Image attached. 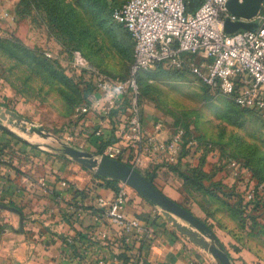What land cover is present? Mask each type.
Segmentation results:
<instances>
[{
    "label": "rangeland",
    "instance_id": "374dc122",
    "mask_svg": "<svg viewBox=\"0 0 264 264\" xmlns=\"http://www.w3.org/2000/svg\"><path fill=\"white\" fill-rule=\"evenodd\" d=\"M19 1L0 0V12L6 9L15 15H0V102L26 117L29 127L47 129L52 137L26 133L2 120L51 154L64 153L67 144L86 149L80 146L86 138L79 131L75 106L87 96L88 73L74 63L75 54L118 75L128 74L134 42L112 16L113 8L124 0H28L25 8H20ZM140 87L143 118L162 122L163 130L171 133L184 129L185 141L173 165L187 175L188 183L199 180L206 187L188 185L195 193L187 194L181 203L195 214L208 210L210 216L221 208L233 211L230 205L237 208L249 174L235 175L231 162L236 160L240 169L264 177V112L240 106L188 69L156 66L142 73ZM177 184L172 183L174 189ZM220 191L231 195V201L223 199ZM259 206L255 212H245L255 213L264 226L259 218L264 214V202ZM243 216L238 217L240 223L258 226ZM202 219L210 225L208 217Z\"/></svg>",
    "mask_w": 264,
    "mask_h": 264
},
{
    "label": "crops",
    "instance_id": "0c3cea01",
    "mask_svg": "<svg viewBox=\"0 0 264 264\" xmlns=\"http://www.w3.org/2000/svg\"><path fill=\"white\" fill-rule=\"evenodd\" d=\"M0 106L7 104L0 102ZM118 113L101 115L92 111L78 120L79 131L86 138L80 146L101 154L100 147L114 138L113 132L118 138ZM143 121L146 129L155 133L154 121L146 116ZM0 126L5 128H0V204L8 205L0 206V264H132L138 256L158 259L161 264H219L212 252L169 222L162 207L136 189L123 187L120 181L127 192L124 213L129 218L152 221L155 229L151 238L134 232L127 241L123 226L108 215L99 200L116 194L107 176L97 175L62 152L51 154L33 138ZM98 126L103 127L102 135L95 134ZM34 133L52 137L47 129ZM156 133L165 138L171 131ZM138 169L155 171L162 191L178 202L195 193L159 157L144 160ZM63 180L68 185H63ZM174 181L178 183L175 189ZM202 211L196 215L208 217L209 226L233 264H264L262 224L240 223L239 216L229 208L218 209L214 216ZM259 218L264 222V214Z\"/></svg>",
    "mask_w": 264,
    "mask_h": 264
},
{
    "label": "built area",
    "instance_id": "2783aa9c",
    "mask_svg": "<svg viewBox=\"0 0 264 264\" xmlns=\"http://www.w3.org/2000/svg\"><path fill=\"white\" fill-rule=\"evenodd\" d=\"M229 0H203L195 11H188L186 0H125L113 9V18L130 33L134 42L133 60L126 77L110 73L89 60L75 54V64L88 73L93 89L86 99L75 106V115L83 120L90 112L110 115L114 109L121 114L117 125V140L108 143L102 155L131 162L137 169L144 160L159 157L167 163L179 159L184 144V129L180 127L168 137L160 138L156 131L163 123H154L155 133L149 132L143 121L141 71L158 65L170 69H188L208 87L233 97L240 106L264 112V0L252 17L239 16L228 6ZM3 17L15 18L3 9ZM227 20L252 23L251 28L225 29ZM95 134L102 135L98 126ZM72 138V137H70ZM234 174L248 175L244 191V209L255 207L264 195V182H259L251 170L239 168L231 162ZM242 170V171H241ZM68 185L67 180L62 181ZM126 190L116 192L111 199L100 197L108 215L123 226L126 240L131 233H143L151 238L154 223L139 217H127L123 205ZM132 264H161L138 256Z\"/></svg>",
    "mask_w": 264,
    "mask_h": 264
},
{
    "label": "water",
    "instance_id": "95a60500",
    "mask_svg": "<svg viewBox=\"0 0 264 264\" xmlns=\"http://www.w3.org/2000/svg\"><path fill=\"white\" fill-rule=\"evenodd\" d=\"M262 2L263 0H229L227 6L235 14L249 18L259 11ZM252 26V23L242 20H227L225 23V29L229 32L241 27L251 28ZM0 114L3 120H8L16 126L21 127L24 132L34 133L46 130L43 127V129H38L36 126L29 127L28 119L11 108L0 106ZM0 125L9 128L2 120L0 121ZM64 154L73 157L93 170L97 175L119 179L130 185L153 204L161 206L167 220L181 232L188 234L196 243L212 252L219 264H233L228 251L220 243L212 228L194 212L164 193L136 167L123 160L107 155L97 156L89 150L68 144L64 147ZM0 206L8 207V205L2 203ZM179 217H182L188 223L180 221ZM204 235H208L210 239Z\"/></svg>",
    "mask_w": 264,
    "mask_h": 264
},
{
    "label": "trees",
    "instance_id": "16d2710c",
    "mask_svg": "<svg viewBox=\"0 0 264 264\" xmlns=\"http://www.w3.org/2000/svg\"><path fill=\"white\" fill-rule=\"evenodd\" d=\"M125 1V0H124ZM123 1V2H124ZM123 2H121V3H123ZM203 2V0H186V5H187V10L188 11H195L199 6H200V4ZM120 3V4H121ZM28 4V0H20L19 1V5H20V8L22 7V8H25L26 7V5ZM119 5V4H118ZM117 5V6H118ZM116 7V6H115ZM114 7V8H115ZM113 8V9H114ZM99 12H101V10H99L98 12H97V14H98V18H101V13H99ZM112 12H113V10H112ZM119 23V22H118ZM121 24V23H120ZM126 29V28H125ZM127 30V29H126ZM128 31V30H127ZM128 33H129V31H128ZM130 34V33H129ZM134 51V50H133ZM132 60H133V56H132ZM132 62V61H131ZM92 63H94V64H96L95 62H92ZM96 65H98V64H96ZM98 66H100V65H98ZM159 66V65H158ZM101 68H103L104 70H106V71H108V72H110V73H113V74H115V75H117V76H120V77H126L127 75H125V76H122V75H118V74H116V73H114V72H112V71H110V70H108V69H106V68H104V67H102V66H100ZM130 67V66H129ZM146 71H149V70H144V71H141L140 72V74H139V76H138V80H139V83H140V81H141V78H142V73H144V72H146ZM87 96L91 93V91H92V89H93V84H92V82H90L89 80H87ZM87 96H85V98L84 99H86L87 98ZM83 99V100H84ZM82 100V101H83ZM118 112V110L117 109H114L113 111H112V114L114 113H117ZM0 128H3V129H5L4 127H2V126H0ZM9 132H11V131H9ZM12 133V132H11ZM12 134H15V133H12ZM17 136V135H16ZM113 137L114 138H111V139H109L108 141H106V143L105 144H103L101 147H100V149H99V153H102L103 152V150H104V148H105V146L108 144V143H110V142H113V141H116L117 140V137L115 136V132H113ZM130 165H132V163L131 162H128ZM169 165H170V167L173 169V170H175L176 172H178L180 175H181V177L182 178H184L185 179V181H186V183L187 184H189V185H191V186H193V184L195 185V186H197V187H204V188H206L205 187V185L201 182V181H197V182H195V181H193L192 180V183L190 184V183H188V182H191L190 180H186V179H188L187 178V175L183 172V171H181L180 170V168L179 167H177V165L175 164V165H173V163H168ZM251 170V169H250ZM203 171V170H202ZM252 171V170H251ZM205 172V171H204ZM149 179H151L152 181H153V183L156 185V186H158L161 190H163L158 184H157V182H156V173H155V171H146V172H143ZM252 173H253V176L256 178V180H258L259 182H264V177H261V176H257L256 175V173L255 172H253L252 171ZM105 179L108 181V183L111 185V186H113L114 187V189L116 190V192H118L120 189H121V186L119 185V182L121 181V180H119V179H115V178H111V177H105ZM238 181H239V179H238ZM239 182H241V181H239ZM218 184H219V182H218ZM133 188V187H132ZM134 189V188H133ZM135 190V189H134ZM137 191V190H136ZM214 192V191H213ZM222 191H220L219 193H220V195L222 194L223 195V192L221 193ZM242 192V197H243V199H240L241 200V202H240V204L238 205V207L237 208H234L233 207V205H230V206H228L229 205V203H225L228 207H230V208H232L233 209V211H234V213L236 214V215H238L240 218H244V216L243 215H245V216H247L248 218H250V220H252V222L253 223H255V224H259L258 223V221H259V219L257 218V215L255 214V213H248L247 215H246V210L244 209V192L243 191H241ZM222 195H221V197H222ZM224 197H222L223 199L224 198H230V201H231V195L230 196H225V195H223ZM225 199V200H226ZM227 200H229V199H227ZM262 200V201H261ZM230 201H228V202H230ZM262 202H264V199H262V197L260 198V199H258L257 201H256V204H255V207H254V209H252V210H254V212H255V209L257 208V209H259V205L260 204H262ZM180 204H182L181 202H179ZM183 205V204H182ZM184 207H186L185 205H183ZM187 209H189L188 207H186ZM189 210H191V209H189ZM192 211V210H191ZM246 211V212H245ZM250 211V210H249ZM202 219V218H201ZM203 220V219H202Z\"/></svg>",
    "mask_w": 264,
    "mask_h": 264
}]
</instances>
